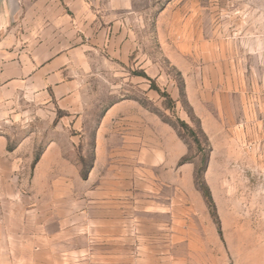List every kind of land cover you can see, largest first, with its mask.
Listing matches in <instances>:
<instances>
[{
	"label": "rangeland",
	"instance_id": "374dc122",
	"mask_svg": "<svg viewBox=\"0 0 264 264\" xmlns=\"http://www.w3.org/2000/svg\"><path fill=\"white\" fill-rule=\"evenodd\" d=\"M131 8L133 39L85 40L43 90L8 68L23 40L0 39V264H264V0ZM206 157L222 236L194 185Z\"/></svg>",
	"mask_w": 264,
	"mask_h": 264
},
{
	"label": "crops",
	"instance_id": "0c3cea01",
	"mask_svg": "<svg viewBox=\"0 0 264 264\" xmlns=\"http://www.w3.org/2000/svg\"><path fill=\"white\" fill-rule=\"evenodd\" d=\"M132 1L134 0H103L102 6H98L96 0H0V39H22L25 45L20 56L17 54L14 57L17 62L10 65L9 70L12 68L15 77L25 78L32 75L37 82L42 83L38 90H43L49 86L50 77L66 75V72L74 68L82 69L83 56L87 50L83 46L85 40L105 39V36L113 42L115 39H133L121 19L124 14L128 19L134 13L131 8ZM120 33H124V36L120 37ZM31 45L35 47L32 49ZM13 76L1 79L0 84L12 81ZM127 102L134 103L131 100ZM121 106V103L109 106L102 121L119 116ZM143 115L151 120V115L145 110ZM96 139L97 159L94 167L97 171H103L106 164H101L98 160L102 157V148L98 143L99 137ZM107 166L112 170L116 168L115 164ZM157 166L159 170L154 169L159 171V175H155L157 179L166 178L169 176L168 172H173L167 166ZM147 171L151 173V167ZM149 173L148 176L152 178ZM172 178H178V173L173 174ZM118 213L111 215L112 220L121 219L122 215ZM144 214L148 218L152 216L149 212ZM155 214L173 220L177 218L173 213ZM106 230L109 235L119 232L115 228ZM95 232L101 236L105 235L102 229H95ZM187 245L190 248L189 242ZM164 261L165 264L169 262L168 259ZM133 264L148 262L133 261Z\"/></svg>",
	"mask_w": 264,
	"mask_h": 264
},
{
	"label": "trees",
	"instance_id": "16d2710c",
	"mask_svg": "<svg viewBox=\"0 0 264 264\" xmlns=\"http://www.w3.org/2000/svg\"><path fill=\"white\" fill-rule=\"evenodd\" d=\"M151 89H152V90H156V91L159 92V89H157L153 84H152V86H151ZM161 96L165 97V98L170 102V104L172 103L171 99L169 98V96H168L167 94H164V95L161 94ZM141 106H142L143 108L147 109V110H150L146 105L141 104ZM169 108H170V107H169ZM171 108H172V107H171ZM163 122L166 123V124H168L171 128H173V130H175V131L177 132V135L179 136V138L182 139V140H184V138H183V136L181 135L180 130H179V128H178L177 126H175L174 124L170 123V122H169L168 120H166V119H163ZM197 122H198V123H197V124H198V128H200V127H199V121H197ZM181 128H183V129H188L187 125L184 124V123H181ZM200 130H201V129H200ZM190 131H192V130H190ZM193 137H194V142H195L196 144H198L199 142H198V140L196 139V136L193 135ZM204 138H205V136H204ZM204 141H205V144H207V143H206V142H207V139H206V138H205ZM207 157H208V156H207ZM207 157L204 159V166H203L202 170H200V171H196V172H195V175H194V185H195V187L197 188V190L201 193L202 198H203V200H204V202H205L207 208H208L209 211H210L211 217L213 218L214 223L217 225V228H218V234H219L220 236H222L219 221L217 222V214L215 213L214 202H213V200H212V196H211L210 190H209V188L207 187V185H206V183H205V181H204V179H203V173L206 172V170H207V166H206V165H207ZM86 179H87V173H86V174L83 173V180H86Z\"/></svg>",
	"mask_w": 264,
	"mask_h": 264
}]
</instances>
